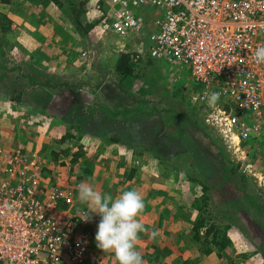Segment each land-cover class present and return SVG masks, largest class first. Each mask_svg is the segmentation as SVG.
<instances>
[{
  "label": "rangeland",
  "instance_id": "1",
  "mask_svg": "<svg viewBox=\"0 0 264 264\" xmlns=\"http://www.w3.org/2000/svg\"><path fill=\"white\" fill-rule=\"evenodd\" d=\"M88 3L89 0L82 3L81 21L82 25H90L80 31L67 11L64 12L54 1L0 0V12L6 15L0 26V147H20L36 155L43 165L42 176L47 183H78L79 186L88 182L96 190L111 193L114 197L126 191L123 187L129 180L123 179L125 168L130 170L133 164L138 165L130 172L129 177L133 180L127 190L136 189L143 195L145 209L138 219L149 233L153 228L159 230L154 240L149 239L148 233H141L136 242L144 264H222V261L264 264L259 251V243L264 238V208L257 207L264 205V132L242 142L246 155L242 159L241 151L232 149L206 124L208 106L204 101L195 100L202 85L192 78L189 66L179 67L177 60L168 62L164 58L148 56L154 61L153 68L157 69L153 71L145 55L148 49L146 32L118 37L103 19L96 18V9L92 4L93 9L88 8ZM136 14L143 16L146 13L136 9ZM39 19H42V25H35ZM84 50L88 53L86 58L82 55ZM121 51L129 52L131 59L137 52L143 56L138 59L139 68L133 67L137 71L131 77L130 87H124L128 76H121L111 63L105 62L108 55ZM30 74L34 79L29 80ZM149 78L156 81L150 84ZM44 80L79 82L83 91L90 92L94 101L86 99L83 93L81 101L84 106L76 110L75 121L82 124L77 123L83 130L85 125L92 127L86 129L87 134L92 137L90 132H95L99 137L81 139V135L71 136L70 152L61 150L68 142H59L57 138L67 126L58 119L53 124L49 101L53 97L51 102H54L57 94L48 92V86H42ZM147 84L151 86L146 89L147 86L143 85ZM108 101L142 108L131 118L135 121L132 129H158L159 149L153 144L152 149L142 150L128 146L125 154L123 143L102 139L100 135L109 137L106 135L109 131L100 133L97 130L100 126L107 131V121L98 122L94 118L97 116L94 112L99 111L93 105ZM218 103L225 101L219 99ZM147 109L149 114L142 112ZM62 122L64 124L60 126ZM128 125L119 129L124 130ZM179 130L181 134L177 132ZM71 131L78 133L79 129L72 128ZM165 134L175 135L177 140L169 144ZM147 137L148 142H152L153 134L147 133ZM78 143L84 154L72 162L70 157L79 149L76 148ZM99 144H102L101 156L97 155ZM115 153L117 156L113 157ZM139 153L140 156L136 157ZM157 154L163 156L164 161L159 162ZM189 156L197 170L179 166L174 170V161L179 163L182 157ZM229 159L237 164L238 172L247 175L238 178L244 183L245 191L239 188L229 191L233 185L220 165L229 166ZM187 162L191 164V161ZM244 162L251 165L246 166ZM164 167L168 170L165 171ZM124 181L126 184L122 183ZM78 186L74 188L73 207L85 208L90 213L89 207L77 199ZM200 197L201 202H197ZM193 201L194 205H191ZM199 204L206 220L211 219L220 228H225V246L219 250L220 256L215 253L217 245L213 246L210 241L208 245H212L213 250L208 253L192 248L195 242L188 237L189 229L195 221ZM177 207H183L178 216L174 213ZM185 207L190 211H185ZM90 215L87 225L91 237L86 264H94L91 257L97 254L106 264H114V253H103L96 247L95 234L100 217L95 213ZM217 235L221 237V233Z\"/></svg>",
  "mask_w": 264,
  "mask_h": 264
},
{
  "label": "built area",
  "instance_id": "2",
  "mask_svg": "<svg viewBox=\"0 0 264 264\" xmlns=\"http://www.w3.org/2000/svg\"><path fill=\"white\" fill-rule=\"evenodd\" d=\"M92 6L118 37L146 32L148 56L189 66L202 85L195 100L208 106L207 125L246 157L242 142L264 132V64L253 59L264 45V0H94ZM214 92L225 103L209 107ZM42 166L23 148L0 147V264H86L89 213L73 207L75 186L45 182ZM91 262L106 264L99 254Z\"/></svg>",
  "mask_w": 264,
  "mask_h": 264
},
{
  "label": "trees",
  "instance_id": "3",
  "mask_svg": "<svg viewBox=\"0 0 264 264\" xmlns=\"http://www.w3.org/2000/svg\"><path fill=\"white\" fill-rule=\"evenodd\" d=\"M3 1L9 2L11 0H3ZM48 1H54L64 12L67 11L66 13H68L69 17L76 24V27L80 31L85 30L90 25V24L88 25V23H84L82 25V21H81V14H82V11H83L82 8H84V7H82V3H84L85 0H81L80 2H75L74 0H67V2H65V3H63L61 0H48ZM1 19H6V15L4 14V12L3 13L0 12V26L2 25ZM7 21L10 22L9 18L7 19ZM147 54L148 53L146 52L145 55H147ZM142 57L143 56H140L139 58H142ZM138 59H135V61H134L133 59H131V56H130V53L129 52H120L119 58H118V61H117V65L115 66V68L119 72H121V76H128L129 77L130 75H132V71L134 70L133 67L135 66V64H138V62H139ZM0 66H2V63L1 62H0ZM16 67H18V66H16ZM28 74L29 73H26L25 75L28 76ZM30 79L31 80L34 79L31 74L29 75V80ZM149 81H150V84H152L156 80L154 78H152V79L149 78ZM43 84L45 86H48L50 88V89H48V87H47V91L48 92H50V93L53 92V95H54V93L57 94V97H56L55 101H59L60 103L63 102V101H65L64 99H66L68 97V96H63L62 94L69 93V92L72 93V94L74 92L76 93V90L73 89L72 87H70L71 85H70L69 81H67V82L66 81L53 82V81L44 80L43 81ZM150 86L151 85H149L148 87H150ZM144 88H146V87H144ZM67 91H69V92H67ZM67 95H69V94H67ZM55 101L54 102H50L49 103V106L50 107H54L56 104H58ZM69 103H70V99L67 100L66 105L69 104ZM141 109L142 108H140V107H135V106H130V105L128 106V105H125L124 104L123 106L119 105V107L118 106H115L113 109L107 108L108 113L106 112V114L107 115L109 114V116H112V117H115V118H122V117L129 116L130 119H131L135 115H137L138 113H140V110ZM142 112L143 113H146V114H149V110L148 109L147 110H144ZM134 122L135 121H133V119H131L130 128H133L134 127L132 125ZM65 125L67 126V129L65 130L64 133H62L57 138V141H59V142H66L67 141L68 142V144L65 145V146H63V149H61L64 153H68V152H70V148H71V143H69L71 136H74V135L80 136V135H82L81 134L82 131H81V129H79V132L78 133L71 131L72 128L73 129L79 128V126L77 125V123L69 122V123H65ZM177 132L181 134V131L180 130L177 131ZM178 133H177V135H178ZM172 134H174V133H172ZM119 137H120V134L119 133H116V134H114L112 136H109L108 138L116 139L117 140ZM165 137H166L167 142H169V144L170 143H173L175 140H177L175 138V135L172 136L171 134H165ZM151 144L152 143L147 144L145 146V148L152 149V145ZM153 146L156 147V144H153ZM77 148H79V149H77L76 151H74L73 154L70 157V159L72 160V162L76 161L78 155L84 154V151L82 150V145L81 144H79V146ZM157 155H158V158H159L158 159L159 162H160V160L161 161H164V157L163 156H161L159 154H157ZM182 158L180 160H178L179 163H176L174 161V167H173L174 170H176L178 166H179L178 168H181V169L185 168V169L197 170V165L195 164V162H194V160H193V158L191 156L184 157L183 159ZM187 161H191V164L188 163ZM220 165H221V169L226 172L227 177H228V180L233 185L229 189L230 192L232 191V188H234V189L239 188L242 191L244 189H246L244 183L241 182L240 180L238 181V178L239 177L240 178H246L247 175L244 174L242 171L241 172L240 171L238 172L236 170L237 169V164L236 163H233L232 160L229 159V166L227 164H224V163H222ZM133 166L136 167L138 165L133 164ZM134 167H131L130 170H129V168H125V175L127 177L132 175V173L130 174V172L135 170ZM164 170L167 171L168 168H165L164 167ZM76 184L77 183L72 184V185L76 187ZM226 190H228V189H226ZM247 196H250V195L247 194ZM202 197H205V195H202ZM198 200L200 201L201 200V197H200V199H197V202H198ZM190 203H191V205H194V201L193 202H190ZM201 207L202 206L199 204L198 209L201 208ZM257 207L264 208V205H257ZM182 208H179V207L175 208L174 213H175L176 216L179 215V213L182 210ZM185 211H190V209L188 207H185ZM201 214L202 213H201V211L199 209V211L197 212L195 221L190 225V229H189L190 235L188 237L191 238L193 242H195L192 245V248L195 247L196 249H201V250H204V252H207L208 253V252H210V251L213 250V246L214 245L215 246L217 245V251L215 253L220 256L219 250H221L225 246V243H224V240H223V236L225 235V228H220L215 223V221H213L211 219H207L206 220V216L201 215ZM224 227H226V226L224 225ZM201 228H203V229H201ZM201 230H203V231H201ZM217 233H221V237H219L217 235ZM210 234H211V236H210ZM208 236H210L209 237L210 240L208 239ZM202 237H203V239H202ZM197 241L198 242H201L202 244L201 245H198L196 243ZM208 241L213 242V246L212 245H208ZM259 245H260L259 251L261 253L262 259L264 260V238L261 239ZM221 263L222 264H237V262H230V263H228V262H225V261L224 262L222 261ZM175 264H177V263H175Z\"/></svg>",
  "mask_w": 264,
  "mask_h": 264
},
{
  "label": "clouds",
  "instance_id": "4",
  "mask_svg": "<svg viewBox=\"0 0 264 264\" xmlns=\"http://www.w3.org/2000/svg\"><path fill=\"white\" fill-rule=\"evenodd\" d=\"M253 59L257 64H264V45L257 46ZM219 98L220 93H211L207 97L209 107H214ZM77 192L78 201L90 209L83 220H90L91 213L100 217L95 234L96 247L103 253H114V264H144L141 253L136 249V242L141 233H148L149 239L154 240L159 230L153 228L149 233L138 219L145 209L143 195L131 189L114 197L111 193L96 190L88 182L81 183Z\"/></svg>",
  "mask_w": 264,
  "mask_h": 264
},
{
  "label": "crops",
  "instance_id": "5",
  "mask_svg": "<svg viewBox=\"0 0 264 264\" xmlns=\"http://www.w3.org/2000/svg\"><path fill=\"white\" fill-rule=\"evenodd\" d=\"M94 0H89V3L87 4V7L89 8H91V9H93L90 5L92 4V2H93ZM97 15H98V13H97ZM96 18H100L99 16L98 17H96ZM42 23V19H39V21L37 20V24H35V25H40ZM43 24H46V21H43ZM42 25V24H41ZM40 29V28H39ZM114 35V34H113ZM116 42V41H115ZM122 52V51H121ZM119 54L120 53H118V54H116V52H115V55H113V56H110V55H108L107 57H106V59H105V62L107 63H111L110 65H112L114 68H115V66L117 65V61H118V58H119ZM147 58V62H148V66H150L151 67V69L153 70V71H155V70H157L156 68H153V63H154V61L152 60V59H150V57H148V54H147V56H146ZM133 60L135 61V59L133 58ZM132 60V61H133ZM138 63H140V62H138ZM139 68L138 67V65L137 64H135V66H134V68ZM113 68V69H114ZM116 69V68H115ZM117 70V69H116ZM136 71L137 70H133L132 71V75H130L128 78H127V83L125 84L124 83V87H130V85H131V77H134L135 76V73H136ZM119 72V71H118ZM38 80V79H37ZM121 81L122 80H120L119 79V82L121 83ZM67 82V81H66ZM41 83H42V86L44 85L43 84V81H41ZM69 83H70V87H72L73 89H75L76 90V93L74 92L73 94L72 93H70L69 91H67V92H69V93H64V94H62L63 96H68L66 99H64L65 101H63V102H59L58 104H56L54 107H50L49 106V108L53 111V114H50V118H51V120H52V122H53V124H54V122H56V121H58V120H60L59 122H61V121H64V122H66V123H69V122H76V123H78V125H80V126H82V124L81 123H79V121H75L76 119H75V113H76V110L78 111V110H80L81 108H83V106H84V104L82 103V96H83V93H84V95H86L85 94V92L86 91H83V89L81 88V86L80 85H82L81 83H79V82H74V83H71L70 81H69ZM119 83V84H120ZM122 85V84H121ZM143 86H149V84H147V85H143ZM43 87H45V85L43 86ZM146 87V88H147ZM139 88H141V86L139 87ZM88 93H90V92H88ZM67 94H69V95H67ZM89 96V97H88ZM84 97H86V99H88L89 101H91V102H93L94 101V99L92 98L93 96H91L90 97V95H86V96H84ZM70 99V103L69 104H67L66 105V102H67V100H69ZM51 102V100L49 101V103ZM69 102V101H68ZM65 103V104H64ZM99 103V104H98ZM97 104H95V105H93V106H95L96 107V109L95 110H98L97 112L98 113H96V111L94 112L95 113V115H97V116H94V118H97V121L98 122H103L104 121V119L107 121V125H108V130L107 131H104V130H102L101 128H100V126L98 127V129L99 130H97L98 132H100V133H102V132H108L109 131V134H106V135H110V136H112V135H114V134H116V133H119L120 134V137L116 140V139H111V138H108V137H105V136H102L103 134H101L100 136H101V138L102 139H104L105 141L107 140V141H109V140H111L112 142L114 141V142H119V143H123L122 145H124V148H126V151H125V154L127 153V148H128V146L130 147H134V148H137V149H139V150H142V149H148V148H145V146L147 145V144H149V143H152V144H156L157 145V149H159V147L161 146L160 144H159V141H158V135H157V133H158V129L156 130V129H153L152 131L151 130H149V129H147L146 127H145V129H142V128H139V129H137V128H135V129H132V128H130V124H131V119H130V117L129 116H126V117H122V118H115V117H112V116H109V114L107 115L106 114V112L108 113V111H107V108H110V109H113L115 106H118L119 107V103H114V102H110V101H108V102H98ZM117 104H119V105H117ZM123 105H124V103H122ZM126 105V104H125ZM86 106V105H85ZM87 108V107H86ZM101 112H102V114H101ZM70 114V115H69ZM54 115V116H53ZM71 116H72V119H71ZM58 119V120H57ZM126 119H128V121L126 122ZM54 120H56V121H54ZM79 120V119H78ZM64 122H62L61 124H60V126H62V124H64ZM59 124H57L56 125V127H57V130H58V128H59ZM126 124H129L128 125V128H125L124 130H120L121 128H123V127H125L126 126ZM64 126V125H63ZM79 126V128H77V129H82L81 127ZM112 127H113V129H112ZM118 127V128H117ZM88 128H92V127H86V125H85V130H83V132H82V135H81V139L83 138V137H88L87 139H91L92 137L94 138V136H96V137H99L98 135H96L95 134V132L94 133H92V132H90V134H92V137L89 135V134H87V132H86V129H88ZM116 128H117V130L118 131H116ZM65 132V130L64 131H60L59 133H60V135L62 134V133H64ZM84 133V134H83ZM147 133H151V134H153V136H154V138H153V140H152V142H148V137H147ZM127 134V135H126ZM59 135V136H60ZM124 135V136H123ZM92 138V139H93ZM78 145H79V143H78ZM71 146H72V143H71ZM102 146V144H99V145H97V150L99 151L98 153H97V155L98 156H101V147ZM77 148V147H76ZM129 150V149H128ZM132 150V149H131ZM101 151V152H100ZM123 154V153H122ZM112 156L113 157H116L117 156V154L115 153V154H112ZM136 157L137 156H140V153L139 154H137V155H135ZM119 158H120V155H119ZM140 158V157H139ZM142 158V157H141ZM137 162V161H136ZM143 162V161H142ZM141 162V163H142ZM124 176H123V179L124 180H126V181H128L129 180V183H125V181L124 182H122L123 184H126V185H124V187H123V189L124 190H127L128 189V185L130 184V183H132L131 181L133 180V178H130L129 176L127 177L126 175H125V170L123 171V173H122ZM135 184V183H134Z\"/></svg>",
  "mask_w": 264,
  "mask_h": 264
},
{
  "label": "water",
  "instance_id": "6",
  "mask_svg": "<svg viewBox=\"0 0 264 264\" xmlns=\"http://www.w3.org/2000/svg\"><path fill=\"white\" fill-rule=\"evenodd\" d=\"M85 94H86V95H90V93H88V92H85Z\"/></svg>",
  "mask_w": 264,
  "mask_h": 264
}]
</instances>
